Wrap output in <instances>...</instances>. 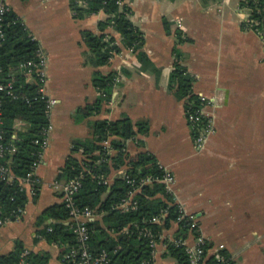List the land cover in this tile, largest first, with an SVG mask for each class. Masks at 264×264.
I'll return each instance as SVG.
<instances>
[{"label": "crops", "instance_id": "0c3cea01", "mask_svg": "<svg viewBox=\"0 0 264 264\" xmlns=\"http://www.w3.org/2000/svg\"><path fill=\"white\" fill-rule=\"evenodd\" d=\"M4 1L48 54L46 89L58 102L50 118V145L38 168L40 191L28 200L22 218L0 227V254L22 240L31 251L49 252L52 264H64L59 245L38 232L44 211L63 202L52 183L71 155L82 157L74 142L93 140L96 121L130 118L144 122L147 131L127 139V151L151 153L172 168L178 201L197 214L211 243H225L241 264H264V38L243 27L248 11L241 0H124L144 45L137 51L126 46L109 24L106 32L120 49L103 65L95 62L83 32H102L99 24L109 18L104 10L79 18L72 0ZM177 61L193 77V93L222 96L208 108L216 132L203 149L195 144L186 98L170 84ZM97 72H115L119 80L101 112L83 116L79 109L102 95L93 81ZM24 126L17 122L18 128ZM117 177L120 168L112 171L110 182ZM240 213L252 215L251 221ZM233 235H241L240 243ZM188 238L194 241L193 234ZM175 262L160 243L155 264Z\"/></svg>", "mask_w": 264, "mask_h": 264}, {"label": "trees", "instance_id": "16d2710c", "mask_svg": "<svg viewBox=\"0 0 264 264\" xmlns=\"http://www.w3.org/2000/svg\"><path fill=\"white\" fill-rule=\"evenodd\" d=\"M72 0L75 14L79 18L104 10L109 14L106 21L100 22L101 33L91 30L83 32L85 42L95 55V62L103 65L120 49L113 36L106 32L112 24L122 35L126 46L139 50L144 45V34L131 19V8L128 4H119V0ZM243 8H249V20H244V28L257 31L264 38V0H241ZM6 38L0 48V63L6 78L15 79V95H2L4 130L6 141L13 143L17 151L7 156L15 177L24 176L31 168L40 148L35 140L40 138L43 130L51 123V116L47 113V103L39 96V83L27 81L21 63L34 58L39 41L34 38L25 22L18 14L10 9L5 19ZM141 58L145 56L140 53ZM35 74V73H34ZM117 74L97 72L94 77L95 86L102 95L92 104L79 109V113L90 115L101 112L104 102L111 99ZM170 84L180 98H186L187 109L193 102L199 103L198 94L193 93V77L185 66L176 62L172 72ZM28 98V99H27ZM25 123L18 128L17 122ZM147 131L144 122L133 123L130 118L120 120L102 119L94 124L93 140L75 141L74 151L83 149L81 158L71 155L62 168L58 179L69 180L81 178L82 187L77 195L81 205H88L95 211V218L90 221V246L95 254L107 251L112 263L117 264H155L153 246L145 231L152 230L158 240L165 230L172 229L179 216L178 204L173 203V196L166 192L164 184L154 181L142 187L137 193L139 207L135 210L124 211L119 205L127 196L129 184L123 177H117L105 184L113 170L126 167L128 173L135 178L148 175H159L161 170L158 159L151 153L139 151L130 154L126 149V140ZM13 135H16L14 138ZM111 137L114 153L107 154L103 140ZM37 197V195L35 196ZM28 194L21 190L19 181L0 180V219L10 217L15 220L14 211L20 206H26ZM168 215L162 223L153 221L162 211ZM39 234L48 242L56 243L60 247V258L64 264H76L72 259L64 258L73 246L78 245L69 209L65 202L56 203L48 207L39 218ZM199 234L198 227L193 229ZM175 238H187L190 235L189 221L183 219L174 232ZM168 252L176 259L172 264H190L185 246L171 239H164ZM208 244L212 246L211 241ZM22 240H17L12 251L0 254V264H52L49 252L31 251ZM228 254V251H225ZM213 259V258H212Z\"/></svg>", "mask_w": 264, "mask_h": 264}, {"label": "built area", "instance_id": "2783aa9c", "mask_svg": "<svg viewBox=\"0 0 264 264\" xmlns=\"http://www.w3.org/2000/svg\"><path fill=\"white\" fill-rule=\"evenodd\" d=\"M81 4H86L84 0H80ZM119 4L123 5L124 0H119ZM11 7L4 0H0V48L5 41V19L7 12ZM246 20H249L250 10L249 8ZM47 66H48V54L40 45L34 58L29 59L26 62L21 63L20 67L24 70L27 77V81H37L39 83V96L45 99L47 103V113L51 116L53 107L57 104L58 100L48 94L46 89L47 81ZM35 73V74H34ZM119 80V77H116ZM7 94L11 96L15 95V79L6 78L4 75V69L0 63V180L7 182H13L15 179L19 181L21 190L28 194V199L35 197L42 184V179L38 173V168L42 164L45 158L46 149L50 145V135L54 129V125L49 123L43 130V134L40 138L35 140V143L40 146L37 157L34 160L29 171L20 177H15L12 172L11 166L8 164L7 156L17 151L16 145L8 143L6 141V134L4 130V113L2 95ZM199 103L193 102L187 109V118L194 131L195 144L198 149H203L208 138L216 132V123L214 116L208 110L210 106L217 105L222 102V96H208L206 94H198ZM28 99V98H27ZM16 138V135H13ZM104 148L107 154L114 153V148L111 144V137L103 140ZM127 149V146H126ZM161 174L148 175L141 178H135L128 173L126 167L120 168V176L123 177L129 184V191L127 196L120 203V207L124 211L135 210L139 207V201L136 197L137 193L142 191V187L146 184H150L154 181H158L164 184L167 193L173 196V203L178 204L179 216L176 220V224L186 219L189 221L190 233L194 235V241L191 242L189 238L176 239L174 232L165 230L159 235L161 240H158L152 230L144 232V235L150 238L151 245L153 246V255L156 256L157 247L160 243H164V239H171L174 242L185 246L186 252L189 257L190 264H241L236 255L226 253L228 247L225 243H220L208 246L210 239H208L201 231L199 218L196 213L187 211L185 205L178 201L176 194V175L172 168L165 163L158 161ZM105 184L110 183L109 178L104 180ZM53 187L62 194V200L65 202L70 213V222L74 232L77 235L78 245L73 246L71 250L65 254L64 258L72 259L76 261V264H117L112 263L111 257L107 251H102L99 254H95L90 246L91 228L89 223L95 218V211L88 205H81L77 199V195L83 185L81 178H72L69 180L56 179L52 183ZM27 205V204H26ZM26 211V206H20L14 211L15 220L22 218ZM168 215V211L164 210L158 216L153 218L154 222L162 223L163 218ZM14 219L7 217L0 219V227L6 223L13 221ZM199 230V234L195 235L194 228ZM166 245V244H165ZM30 253V249H26L24 255ZM213 258V259H212Z\"/></svg>", "mask_w": 264, "mask_h": 264}, {"label": "rangeland", "instance_id": "374dc122", "mask_svg": "<svg viewBox=\"0 0 264 264\" xmlns=\"http://www.w3.org/2000/svg\"><path fill=\"white\" fill-rule=\"evenodd\" d=\"M240 216L241 217H244V219L248 222V221H251V219H252V215H250V214H241L240 213ZM261 221H264V215H261ZM240 232V231H239ZM243 232V231H242ZM249 232H251V231H249V230H246V237H248V235L250 234ZM263 232V231H262ZM240 237H241V235H239ZM239 236H235V235H233V237H237V239L239 240H236L237 242H239L240 243V239H239ZM238 244V243H237ZM232 249H236V250H238L239 248H240V246H233V245H231L230 246Z\"/></svg>", "mask_w": 264, "mask_h": 264}]
</instances>
